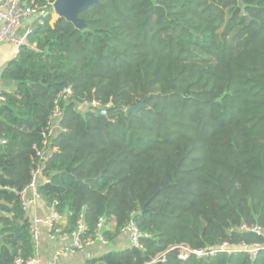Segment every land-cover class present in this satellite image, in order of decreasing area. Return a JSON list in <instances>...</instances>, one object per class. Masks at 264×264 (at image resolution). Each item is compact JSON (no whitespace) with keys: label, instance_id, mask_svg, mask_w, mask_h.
I'll use <instances>...</instances> for the list:
<instances>
[{"label":"trees","instance_id":"1","mask_svg":"<svg viewBox=\"0 0 264 264\" xmlns=\"http://www.w3.org/2000/svg\"><path fill=\"white\" fill-rule=\"evenodd\" d=\"M54 0H24L40 7ZM4 68L0 100V264L33 254L18 194L30 180L57 94L63 131L38 189L71 230L82 213L113 238L130 218L143 248L85 264H143L173 245L262 242L228 228L264 226V0H98L76 28L50 6ZM55 18V19H54ZM111 102L106 115L82 99ZM142 99L136 113H125ZM148 264H264V251Z\"/></svg>","mask_w":264,"mask_h":264},{"label":"built area","instance_id":"2","mask_svg":"<svg viewBox=\"0 0 264 264\" xmlns=\"http://www.w3.org/2000/svg\"><path fill=\"white\" fill-rule=\"evenodd\" d=\"M53 2H48L43 6L37 7L32 3H25L24 0H2L0 3V22H2V27L0 28V44L12 43L16 45V48L19 51L20 46L27 44L26 38L31 30L24 36L19 37L13 33L15 28L19 26L21 22L26 19H30L33 16L38 19V23H42L43 16L47 14V6H50L52 9ZM71 96L72 90L69 86L65 87L57 94L53 102L52 112L41 133L42 147L36 150L38 162L30 172V180L28 184L21 190H15L19 197L24 218H27L28 220V230L33 243V254L28 258L20 256L16 257L11 264H43L39 250L40 224H44L46 226L48 237L58 244L55 251L57 256L63 254H74L75 252L83 250L96 242L100 244H107L109 241L105 238L103 233V231L107 228V224L105 223V219L103 217H100L97 221L94 236L87 233V226L82 213L77 218L74 227L71 230H65L64 216L55 209L57 202L54 201L51 204L46 203L38 189L40 180L45 178V162L51 154V141L59 131L64 130L60 124L62 117L61 102L66 101ZM3 98L4 97L0 94V100H3ZM110 105L111 102L103 103L101 100L96 98H85L77 102L75 108L81 113L88 111L103 116L107 114V110ZM0 142L5 143L6 140L2 138L0 139ZM38 202L44 203L45 207L48 209V213L43 217L34 212V208L37 206ZM233 229L254 233L257 236L262 237L263 241L252 242L250 244L245 241H240L233 244L229 243L228 240H225L220 244H210L198 248H193L189 245H173L158 253L150 262L143 264L165 262L167 253L172 251L176 252V256L180 261H185L192 255L197 258H205L213 256L218 252H224L226 254L245 252L248 256L253 257L260 251H264L263 225H247L245 223H241L238 226L228 228V232H232ZM119 233L127 235L129 240L127 248H143L142 238L150 236L149 233L141 231L132 218L120 227Z\"/></svg>","mask_w":264,"mask_h":264},{"label":"crops","instance_id":"3","mask_svg":"<svg viewBox=\"0 0 264 264\" xmlns=\"http://www.w3.org/2000/svg\"><path fill=\"white\" fill-rule=\"evenodd\" d=\"M2 0H0L1 3ZM57 16V15H56ZM38 23V19H26L14 30L16 36H24L28 31L32 30ZM2 22H0V28ZM18 49L12 43L0 44V94L3 92H10L13 89V81L4 80L2 73L7 64L17 56ZM34 212L40 216H45L48 209L44 203L38 202L34 208ZM39 250L43 264H85V262L94 257H99L108 251L124 250L128 247V237L123 233L116 234L113 238L109 239L107 244H100L98 242L77 251L74 254H63L57 256L55 251L58 244L51 240L47 234V228L44 224L39 226Z\"/></svg>","mask_w":264,"mask_h":264},{"label":"water","instance_id":"4","mask_svg":"<svg viewBox=\"0 0 264 264\" xmlns=\"http://www.w3.org/2000/svg\"><path fill=\"white\" fill-rule=\"evenodd\" d=\"M98 0H55L52 4V10L58 17H63L71 22L76 28L85 27L83 19L78 17V14L87 9L90 5L95 4ZM34 20L33 16L30 18ZM145 100L142 99L134 106L125 109V113H136L145 105Z\"/></svg>","mask_w":264,"mask_h":264},{"label":"rangeland","instance_id":"5","mask_svg":"<svg viewBox=\"0 0 264 264\" xmlns=\"http://www.w3.org/2000/svg\"><path fill=\"white\" fill-rule=\"evenodd\" d=\"M54 13V12H53ZM54 15H56V14H54ZM55 19V18H54Z\"/></svg>","mask_w":264,"mask_h":264}]
</instances>
